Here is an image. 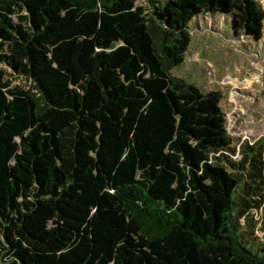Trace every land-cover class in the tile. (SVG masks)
Masks as SVG:
<instances>
[{
	"label": "trees",
	"instance_id": "trees-1",
	"mask_svg": "<svg viewBox=\"0 0 264 264\" xmlns=\"http://www.w3.org/2000/svg\"><path fill=\"white\" fill-rule=\"evenodd\" d=\"M208 14L261 37L258 0H0V264H264V140L171 74Z\"/></svg>",
	"mask_w": 264,
	"mask_h": 264
},
{
	"label": "rangeland",
	"instance_id": "rangeland-1",
	"mask_svg": "<svg viewBox=\"0 0 264 264\" xmlns=\"http://www.w3.org/2000/svg\"><path fill=\"white\" fill-rule=\"evenodd\" d=\"M258 2L264 12V0ZM191 27L184 61L172 76L203 94L220 93L227 133L235 145L264 140V21L260 38L236 32L229 15L208 14ZM10 80L11 88L35 85L24 77Z\"/></svg>",
	"mask_w": 264,
	"mask_h": 264
}]
</instances>
